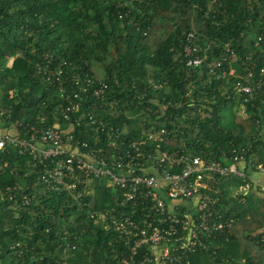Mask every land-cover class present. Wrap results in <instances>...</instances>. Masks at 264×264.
<instances>
[{"label": "trees", "instance_id": "obj_1", "mask_svg": "<svg viewBox=\"0 0 264 264\" xmlns=\"http://www.w3.org/2000/svg\"><path fill=\"white\" fill-rule=\"evenodd\" d=\"M190 31L202 47L212 44L209 60L231 43L238 54L235 72L222 77L206 65L187 66ZM262 69L264 0H0V133H17V123L20 129L58 121L68 127L57 118L64 99L48 79L62 70L73 85L87 75L94 85L107 83L105 99L83 97L96 119L119 128L127 142L151 150L155 142L148 136L164 128V150L222 163L239 154L264 167ZM248 79L263 84L252 95H236L234 86ZM86 111L79 114L82 124L74 125L76 138L87 143L84 151L110 158L106 133L85 126ZM32 161L13 144L0 150V264H120L129 250L102 223L104 216L130 212L119 188L107 179L91 180L78 204L66 193L46 191L37 173H27ZM17 182L25 190L12 191L13 201L5 187ZM209 183L206 192L220 198L219 208L235 223L189 264H264L253 237L264 233V199L231 195L228 185L240 186L242 178L215 176ZM24 194L32 197L29 204Z\"/></svg>", "mask_w": 264, "mask_h": 264}, {"label": "built area", "instance_id": "obj_2", "mask_svg": "<svg viewBox=\"0 0 264 264\" xmlns=\"http://www.w3.org/2000/svg\"><path fill=\"white\" fill-rule=\"evenodd\" d=\"M211 45L202 47L197 34L188 32L184 43L187 66L206 65L215 76L233 74L231 65L238 60V54L231 43H227L216 58L209 60ZM45 59L47 64L51 63V58L45 56ZM227 65L229 70L225 68ZM261 71L264 73V69ZM62 76L63 71L58 70L53 73V79L51 76L48 79L56 84L64 99L58 107L57 118L63 119L68 127L63 128L58 121L45 129L28 125L20 129L17 123V133H0V150L13 144L18 154L31 156L33 161L28 163L27 173H37L38 182L46 191L66 193L78 204H82L84 195L90 192L87 188L91 180L107 179L108 184L119 188L121 204L129 205L130 212L119 218L114 214L109 218L104 216L102 223L105 228L115 231L129 250L120 264H189L191 256L198 250H212L214 239L232 231L234 218L219 208V197L206 191L211 190L209 181L215 176L238 177L245 183L237 195L245 196L252 183L240 167L244 161L242 155L234 151L229 162L222 163L180 150H164L162 143L167 134L164 128L148 136V140L155 142L151 150L127 142L121 137L119 128L109 127L96 119L90 111L93 104L83 97V94L91 93L99 100L105 99L107 83L99 81L94 85L87 75L82 82L80 76L76 77L73 85ZM262 84L260 79H248L246 83H237L233 92L238 96L252 95ZM86 109L88 120L84 124L97 126L106 133L114 151L110 158L95 149L84 151L82 148L87 143L76 138L78 130L74 125L82 124L79 114ZM15 190L24 191L25 188L19 182L13 187H5L10 200H16L12 194ZM0 196L5 197L1 185ZM31 198L28 194L22 196L25 204H29ZM253 235L264 252V233ZM66 247L74 248L75 245L67 242Z\"/></svg>", "mask_w": 264, "mask_h": 264}, {"label": "crops", "instance_id": "obj_3", "mask_svg": "<svg viewBox=\"0 0 264 264\" xmlns=\"http://www.w3.org/2000/svg\"><path fill=\"white\" fill-rule=\"evenodd\" d=\"M1 131H2L1 134L7 133L6 132L7 130L4 128ZM240 167L242 170L245 171L246 175L250 178V181L252 183V188L247 192L246 195H248L249 193H252L256 195L257 197L264 199V167L263 165L251 164L244 160L240 163ZM228 189L231 192V195L233 196H237V193L242 191L241 185L238 186L234 183L229 184Z\"/></svg>", "mask_w": 264, "mask_h": 264}]
</instances>
